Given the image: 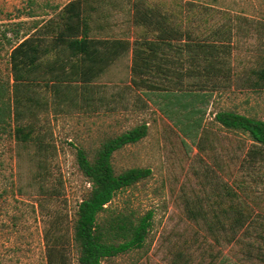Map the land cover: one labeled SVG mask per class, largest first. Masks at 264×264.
Returning <instances> with one entry per match:
<instances>
[{
    "label": "rangeland",
    "instance_id": "rangeland-1",
    "mask_svg": "<svg viewBox=\"0 0 264 264\" xmlns=\"http://www.w3.org/2000/svg\"><path fill=\"white\" fill-rule=\"evenodd\" d=\"M142 2L190 40H158L127 0H0V82L14 79L11 48L30 41L26 76L47 101L12 121L30 129L24 143L0 124V264H77L72 226L90 185L75 150L91 159L142 124L146 135L110 162L150 176L97 222L151 212L149 228L140 248L101 264H264V147L213 120L264 121V0Z\"/></svg>",
    "mask_w": 264,
    "mask_h": 264
},
{
    "label": "trees",
    "instance_id": "trees-1",
    "mask_svg": "<svg viewBox=\"0 0 264 264\" xmlns=\"http://www.w3.org/2000/svg\"><path fill=\"white\" fill-rule=\"evenodd\" d=\"M127 2L133 7L135 20L146 26H150L153 21L156 22L152 26L155 27L154 30H159L156 36L158 40L165 43L171 42V39L180 42L184 41L183 38L187 41L190 40L192 35L190 32L177 31L176 27L171 28L165 25L159 13L147 9L143 13L140 10L143 4L142 0H127ZM190 3L193 4V2ZM65 19L68 21L70 16L65 14ZM16 35L15 32L14 39ZM12 42V40H7L9 46L12 45ZM28 42L30 41L24 40L14 48L10 47L13 59L11 70L14 79L11 84L8 79L0 82V124L6 126L8 137L16 143H24L30 129L26 126L27 124H22V122L13 125L14 120L19 121L25 113L29 118L33 117L34 109L36 111L47 109V101L32 88L35 85L34 80H30L26 76L28 68L25 67L24 59L28 54L22 56L21 51ZM19 52L20 56H18ZM15 54L18 57L16 60ZM30 62L32 63V58ZM24 67L26 70L22 72ZM48 84L50 82L47 81L43 86L51 87L53 85ZM40 86L42 85L40 84ZM51 88H56V86ZM213 120L225 130L243 135L251 143L264 147V121L249 118L233 111H219L214 114ZM24 130H28V132L24 133ZM146 132V126L142 124L108 138L100 144L91 159H88L84 150L80 148L75 150L77 168L90 185L87 195L76 205L72 226L71 239L77 250V264H101L106 258L140 248L143 244L149 228L151 212H146L134 222L125 221V217H114L103 227L98 225L97 220L117 192L131 188L150 176L149 169L136 167L115 173L110 162L115 151L126 145L137 143L146 135ZM246 154L249 156L252 152L248 150ZM106 229L113 231V238H110L108 242L102 239V233Z\"/></svg>",
    "mask_w": 264,
    "mask_h": 264
}]
</instances>
